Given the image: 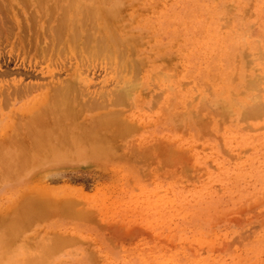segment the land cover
I'll list each match as a JSON object with an SVG mask.
<instances>
[{"label":"rangeland","instance_id":"obj_1","mask_svg":"<svg viewBox=\"0 0 264 264\" xmlns=\"http://www.w3.org/2000/svg\"><path fill=\"white\" fill-rule=\"evenodd\" d=\"M37 1L0 0V223L50 205L0 264H264V0ZM69 82L71 146L32 116Z\"/></svg>","mask_w":264,"mask_h":264},{"label":"bare ground","instance_id":"obj_2","mask_svg":"<svg viewBox=\"0 0 264 264\" xmlns=\"http://www.w3.org/2000/svg\"><path fill=\"white\" fill-rule=\"evenodd\" d=\"M37 1V0H36ZM39 1H42V0H39ZM39 1H37V2H39ZM57 1H59V0H57ZM73 1V2H72ZM74 1L75 0H69V2H70V6L68 5V8L70 7L71 8V6L73 5V3H74ZM79 1V0H78ZM77 0H76V2H78ZM45 2V0L43 1V3ZM71 2H72V5H71ZM40 3H42V2H40ZM80 4V3H79ZM83 4V3H82ZM75 5V4H74ZM73 5V6H74ZM57 6V5H56ZM72 6V8L71 9H69V10H72L74 7ZM81 6V5H80ZM60 7V6H59ZM83 7V6H82ZM65 9H66V6L64 7ZM80 8V7H79ZM78 8V9H79ZM100 8H102V7H100ZM65 9H63V11L65 10ZM84 9H85V11L87 12V17H88V15L90 14L91 16H93L94 14H96V13H99V10H98V7H90V6H87V7H84L83 8V11H84ZM105 9V8H104ZM104 9H103V11H104ZM67 10V9H66ZM68 10V11H69ZM74 10V12H75V9H73ZM73 10L72 11H70V12H72V15L74 16L75 14H74V12H73ZM101 10V9H100ZM106 11H107V9H105ZM67 11V12H68ZM83 11H81L82 12V14H85ZM112 12H113V10H112ZM116 12V11H115ZM69 13V12H68ZM68 13H65V15H66V18H68V16H67V14ZM102 12H100V14H101ZM105 13V12H104ZM107 13V12H106ZM82 14H81V16H82ZM100 14H99V16H100ZM108 14V13H107ZM107 14H106V17H108L107 16ZM64 15V14H63ZM63 15H61V18H65V17H62ZM109 15L110 16H113L112 14H110L109 13ZM73 16H72V18H73ZM98 16V18H100ZM101 16H103V15H101ZM75 17V16H74ZM82 17H84V18H87V17H85V15H83ZM65 18V19H66ZM71 18V19H72ZM84 18H83V21H82V19L80 20L81 22H85L84 21ZM90 18V17H89ZM94 18V16L92 17V19ZM105 18V17H104ZM69 19V18H68ZM70 19V20H71ZM75 18H73V20H72V22L73 21H75L74 20ZM78 19V18H77ZM112 19H114V18H112ZM88 20V19H87ZM90 20H91V18H90ZM89 20V23L91 22L92 23V21L93 20H91L90 21ZM105 21H104V23H106L107 21H110V20H106V19H104ZM112 21V23H110L109 22V25L110 24H114L113 23V20H111ZM103 22V21H102ZM60 23V26L58 25ZM59 23H57V25L59 26V30L60 31H62V27L63 26H65L64 24H67V22L65 23V21L63 22L64 24H62L63 26H61V22H59ZM75 23V22H74ZM74 23H73V25H74ZM90 23V24H91ZM104 23H103V25H104ZM94 24H95V22H94ZM73 25H71V27H72V29L74 30V26ZM106 25H108V23L106 24ZM68 26H70V25H68ZM110 26H112V25H110ZM71 27H69V28H71ZM114 27V26H113ZM89 28V27H88ZM63 29L65 30L66 29V27H63ZM83 30L85 29V28H82ZM114 29V28H113ZM66 30H68V29H66ZM78 30V29H77ZM88 30V32L87 33H89V29H85L84 30V32L86 33V31ZM60 31H58V34H59V36H60V34H61V32ZM74 31H76V30H74ZM74 31H72V32H74ZM100 31H103V30H100ZM69 32V31H68ZM79 31H77V33H78ZM75 33V32H74ZM76 33V34H77ZM56 32L54 33V35H56V37H59V36H57L58 35ZM70 34H72L71 32H70ZM109 34H110V31L108 32V38L106 37H104V34L102 33V35H101V38L102 39H100V37H99V39H97V37H92L91 38V36H92V34H90V36L89 37H87L88 35L86 34V37L85 36H83V40H85V38L87 39V38H89V41H90V39H92L91 41H93V38L95 39V42H96V46H97V50H99L101 53H105V52H107L108 53V51H109V54L110 53H112L113 55H114V53H115V55L114 56H116L117 57V55L120 53V55L119 56H125L126 55V51L124 50V49H119L118 48V46L120 45V42L121 41H119V37H117V35H115L114 33H111L110 34V36H109ZM75 35V34H74ZM77 35H80V33L79 34H77ZM77 35H75V36H77ZM85 35V34H84ZM62 36H64V35H62ZM55 37V36H54ZM80 37V36H79ZM78 37V38H79ZM61 39H63L62 37H60ZM56 39V38H55ZM60 39V40H61ZM66 39H68V37L66 38ZM71 39H74V38H71ZM71 39H68V40H71ZM78 40V39H77ZM83 40H81L82 42V45H84L82 48H84V47H86V45L83 43ZM91 41H90V43H91ZM72 42V41H71ZM75 42V41H74ZM125 42V40L124 41H122V43H124ZM77 41H76V45H77ZM86 43H88V41H86ZM73 44V43H72ZM137 44V43H136ZM75 44H74V46H76ZM110 45H112V46H116L115 48H117V50H115L117 53H118V50H120L121 52H122V54H121V52H119L117 55H116V52H114L113 50H112V47H110ZM123 46H125L124 44H122ZM78 46H79V44H78ZM122 46V47H123ZM87 47H88V45H87ZM90 47V46H89ZM95 47V46H94ZM57 48V47H56ZM77 49L79 48V47H76ZM75 48V49H76ZM91 48V47H90ZM123 48H125L126 49V47H123ZM61 49V48H60ZM74 49V48H73ZM76 49V50H77ZM87 49V48H86ZM85 48H84V50H86ZM92 51H93V47H92V49H91ZM91 50H89V51H91ZM96 50V47H95V49H94V51ZM87 51H88V49H87ZM93 51V52H94ZM103 51V52H102ZM71 52V51H70ZM74 52V51H73ZM114 52V53H113ZM123 52H124V54H123ZM92 53V52H91ZM107 53H105V54H107ZM94 54H96V53H94ZM98 54V53H97ZM112 54H110L111 56H112ZM89 55V54H88ZM92 55H93V53H92ZM90 56V55H89ZM110 56V57H111ZM128 56V55H127ZM126 56V57H127ZM98 57V56H97ZM113 57V56H112ZM114 58V57H113ZM112 58V59H113ZM121 58V57H120ZM120 58H117L118 60H120ZM123 58H125V57H123ZM122 59V58H121ZM117 60V61H118ZM116 61V60H115ZM128 61V60H127ZM130 61H132V59L130 60ZM79 62V61H78ZM138 62V61H137ZM140 62H142V60L140 61ZM140 62H138L139 64H140ZM120 63H121V61H120ZM122 63H124V62H122ZM125 63H126V61H125ZM117 64V63H116ZM138 64V65H139ZM123 65V64H122ZM141 65V64H140ZM123 66H125V65H123ZM127 68V67H126ZM129 69V68H128ZM124 72V71H123ZM75 87V85H74V83H73V85L69 82V83H67L66 85H64V86H61V87H57L56 86V88H55V94H54V96L52 97V101H51V103L49 104V105H46L42 110L40 109L39 111H37L36 113H35V115H32V116H34L35 117V119L37 120V122H36V124L38 123L39 124V122H41V124L43 123V119H44V116H49V115H55V119H56V127H58L60 130H62V132H64V131H66L67 129H66V127H64L63 126V118H64V116H69V115H71L72 114V105H71V103H72V98H71V95H72V93H73V89H74V87ZM134 86V85H133ZM54 91V90H53ZM126 91V93L128 92V91H130V89H128V91L127 90H125ZM75 92V91H74ZM131 92V91H130ZM123 93H124V91H123ZM128 94V93H127ZM75 95H76V93H75ZM125 95V97L127 96L126 94H124ZM128 96H129V94H128ZM76 98H77V96H75ZM123 97H119V98H117V99H120L119 100V102H122L121 101V99H122ZM127 98V97H126ZM123 100V99H122ZM98 102V101H97ZM116 102V101H115ZM89 104V103H88ZM90 105H92L91 103L89 104V106ZM89 106H87L88 108H89ZM80 107V106H79ZM86 107V108H87ZM74 108V107H73ZM83 108H85V107H83ZM77 112H79V111H77ZM81 113V112H80ZM249 114V113H248ZM114 115V114H113ZM73 117L75 116V115H72ZM80 117V116H79ZM33 118V117H32ZM31 118V119H32ZM71 118V117H70ZM34 119V118H33ZM74 119H75V117H74ZM108 119V118H107ZM116 120L117 119V116L115 117V118H113V120ZM99 119H97V120H95V122H97ZM118 120V119H117ZM116 120V121H117ZM34 122H35V120H33ZM39 121V122H38ZM94 122V123H95ZM113 122V121H112ZM72 123V122H71ZM81 123V122H80ZM90 123H93V121L92 122H90ZM101 123V122H100ZM106 123V122H105ZM115 124H117L116 122H114ZM29 124V123H28ZM35 124V125H36ZM44 124V123H43ZM47 124V123H46ZM82 124V123H81ZM99 124V123H98ZM47 125H49V124H47ZM97 125V124H96ZM42 126V125H41ZM32 127L33 126H31V131L33 130L32 129ZM44 126H42V128H43ZM26 128V127H25ZM30 128V127H29ZM45 128V127H44ZM88 128V127H87ZM94 128H96L95 127V125H93L92 126V129H90V131H87L86 133H85V136L87 135L88 137L87 138H89V139H93L92 141H95L94 140V137H95V135L94 134H96L97 133V131L98 130H96V133H94ZM127 128V127H126ZM27 129V128H26ZM80 129V128H79ZM81 129H82V125H81ZM80 129V130H81ZM121 130V129H120ZM125 130H128V129H125ZM124 129H122V133H123V131L124 132H126ZM27 131H29L30 132V129H27ZM36 132V131H35ZM121 132V131H120ZM119 132V133H120ZM27 133V132H26ZM31 133V132H30ZM37 133V132H36ZM65 133V136H62V143H63V145H68L69 144V146H71L70 145V140H68V137H67V132H64ZM118 133V132H117ZM28 134V133H27ZM121 134V133H120ZM31 134H29V137L31 138V136H30ZM33 135V134H32ZM47 135V131H43L41 134H35L34 136H36V137H38V139L40 140H43V138L45 137ZM60 135V137H58V138H61V134H58V136ZM100 135V134H99ZM2 137V136H1ZM12 137V136H11ZM28 137V138H29ZM70 137H72V136H70ZM100 137V136H99ZM102 137V136H101ZM3 138V137H2ZM33 138V137H32ZM20 139V138H19ZM34 139V138H33ZM89 139H88V141H89ZM5 140L9 143V141H8V139L5 137ZM12 140V139H11ZM10 140V141H11ZM41 140H40V143H41ZM73 140V139H72ZM4 141V140H3ZM17 141H19V140H17ZM17 141L15 142H13V144L15 143V144H18L17 143ZM31 141H33V140H31ZM36 141V140H35ZM43 141H45V140H43ZM20 144H22L21 146H20V144H19V146L21 147V148H23L24 146L26 147V150H28V143L26 144V145H23V143H26V141H21V139H20ZM22 142V143H21ZM36 142H38V141H36ZM35 142V143H36ZM69 142V143H68ZM85 142H86V140H85ZM7 144V143H6ZM45 143H41L40 144V147H42V145L43 146H45L44 145ZM95 144V143H94ZM4 145V146H3ZM10 145H11V143H10ZM38 145V144H37ZM36 144H35V146H37ZM52 145V144H51ZM87 145V144H86ZM102 145V144H101ZM1 146H3V148L6 146L5 144H2ZM16 146V145H15ZM35 146H33V148H35ZM46 146H47V143H46ZM48 146H50V145H48ZM98 146V145H97ZM38 147L39 146H37L36 148H37V152H39V149L42 151V150H44V149H41L40 147H39V149H38ZM55 148L56 146H52V148ZM11 148H13L12 146H11ZM19 148V147H18ZM76 148V147H75ZM70 149H72V147L70 148ZM3 149L1 148V151H2ZM46 150V149H45ZM61 150H63V148L61 149H59V148H57L56 149V151H61ZM49 153H50V151H48ZM1 153V152H0ZM27 151H25L24 150V148H23V150H21V149H18V151H17V153L15 154V156H14V158H12V159H14V160H19L20 159V161L19 162H21L22 160L21 159H26V157H27ZM29 156V155H28ZM49 156V155H48ZM29 158V157H28ZM27 158V159H28ZM7 161V160H6ZM29 161V160H28ZM27 161V162H28ZM24 161H22V163H23ZM35 162V161H34ZM29 164V163H28ZM22 168V167H21ZM15 170H17V167H16V169ZM26 197V196H25ZM52 203V202H51ZM49 205H50V203H48V202H34V203H32V204H30V203H28V204H23V206L21 207V210L19 211L18 210V212H20V213H18V215H15V216H11L12 218H9V219H7V217H6V220L5 221H2V224L0 223V230H2V231H4V232H11V229H13V227L15 226V224H19V222H20V218L22 217V216H24V215H26V214H28V213H30V212H32L33 211V209L34 210H36L37 212L39 211V212H41V211H43L44 209H47L48 207H49ZM22 208H24L25 210H22ZM27 208L29 209V210H27ZM31 210V211H30ZM44 213V212H43ZM43 213H40V215L41 214H43ZM10 214V213H9ZM22 221V220H21ZM2 225V226H1ZM18 226V225H17ZM15 228H16V226L14 227V229L13 230H15ZM7 233V234H8ZM6 234V235H7ZM9 235V234H8ZM11 235V234H10ZM2 240H4V238H2L1 236H0V244H1V241ZM8 241H10V240H8ZM13 243V242H12ZM10 244V243H9ZM12 246V245H11Z\"/></svg>","mask_w":264,"mask_h":264}]
</instances>
